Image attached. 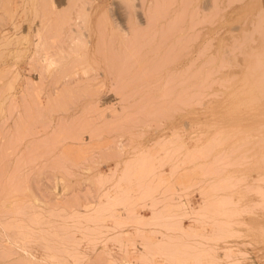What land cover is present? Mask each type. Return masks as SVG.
Wrapping results in <instances>:
<instances>
[{
    "label": "rangeland",
    "instance_id": "374dc122",
    "mask_svg": "<svg viewBox=\"0 0 264 264\" xmlns=\"http://www.w3.org/2000/svg\"><path fill=\"white\" fill-rule=\"evenodd\" d=\"M129 1L0 0V264H264V0Z\"/></svg>",
    "mask_w": 264,
    "mask_h": 264
},
{
    "label": "bare ground",
    "instance_id": "6f19581e",
    "mask_svg": "<svg viewBox=\"0 0 264 264\" xmlns=\"http://www.w3.org/2000/svg\"><path fill=\"white\" fill-rule=\"evenodd\" d=\"M158 1H159V0H158ZM162 1H163V0H162ZM212 1H213V0H212ZM228 1H229V3L231 4L232 0H228ZM230 1H231V2H230ZM53 2H54V1H53ZM128 2L131 3V1H129V0H128ZM207 2L210 3V1H207ZM207 2H206V3H207ZM213 2L216 3L217 1L214 0ZM226 2H227V0H226ZM130 3H129V4H130ZM132 3H133V2H132ZM167 3L169 4L168 1H167ZM227 3H228V2H227ZM50 4H51V3H50ZM134 4H135V3H134ZM134 4H133V5H134ZM165 4H166V2H165ZM216 4H218V3H216ZM216 4H215V5H216ZM221 4H222V3H221ZM121 5H122V4H121ZM133 5H132V6H133ZM208 5H209V4H208ZM208 5H206V7H207ZM210 6H214V3H213V5L210 4ZM51 7H52V6H51ZM215 7H216V8H215ZM46 8H47V7H46ZM208 8H210V7H208ZM213 8L215 9L214 11H213ZM217 8H218V5L212 7V9L210 8V9L214 12L213 15L216 14L215 12H217V14H218V10L222 9V8H220V9H217ZM30 9H31V8H30ZM43 9H44V8H43ZM47 9H48V8H47ZM159 9H160V7H159ZM192 9H193V8H192ZM224 9H226V8H224ZM34 10H35V9H34ZM115 10H116V9H115ZM185 10H186V7H185ZM187 10H188V9H187ZM31 11H32V10H31ZM45 11H46V10H45ZM121 11H122V10H121ZM164 11H165V10H164ZM220 11H222V10H220ZM158 12H159V11H158ZM162 12H163V11H162ZM183 13H184V11H183ZM156 15H157V14H156ZM220 15H221V14H220ZM113 16H114V15H113ZM118 16H119V14H118ZM136 16H137V15H136ZM215 16H216V15H215ZM217 16H218V15H217ZM83 17H85V16L83 15ZM119 17H120V16H119ZM157 17H158V16H157ZM162 17H163V16H162ZM211 17H212V15H211V16L209 15V19H210ZM85 18H86V17H85ZM136 18H137V17H136ZM138 18H139V17H138ZM159 18H160V16H159ZM159 18H158V20L161 19V18H160V19H159ZM202 18H203V17H202ZM204 18H205V17H204ZM206 18H207V16H206ZM206 18H205V19H206ZM221 18H222V17H221ZM221 18H220V19H221ZM114 19H115V18H114ZM154 19H155V18H154ZM156 19H157V18H156ZM205 19H204V21H202L203 19L201 20L202 23H203V22L205 23V21H206ZM207 19H208V18H207ZM213 19H214V17H213ZM116 20H118V19H116ZM158 20H157V21H158ZM210 20H211V19H210ZM177 21H178V20H177ZM201 21H200V24H201ZM211 21H212V20H211ZM114 22H115V21H114ZM173 22H174V21H173ZM215 22H216V21H215ZM257 22H258V21H257ZM116 23H117V22H115V24H116ZM118 23H119V22H118ZM118 23H117V24H118ZM121 23H122V22H121ZM171 23H172V22H171ZM171 23H170V24H171ZM253 23H254V21H253ZM119 24H120V23H119ZM257 24H258V26H257ZM257 24H256V29L254 30V33H255L256 30L259 28V23H257ZM121 25H122V24H121ZM171 26H172V25H171ZM117 27H119V25H117ZM117 27H116V28H117ZM257 27H258V28H257ZM121 28H124V26L121 27ZM126 28H127V27H126ZM131 28H132V27H131ZM169 28H170V27H169ZM171 28H172V27H171ZM171 28H170V29H171ZM121 30H122V29H121ZM124 30H126V29L124 28ZM127 30H128V29H127ZM40 31H41V30H40ZM122 31H123V30H122ZM128 31H129V30H128ZM170 31H172V30H170ZM170 31H169V33H170ZM257 31H258V30H257ZM41 32H42V31H41ZM252 32H253V30H252ZM83 33H84V32H83ZM167 33H168V32H167ZM171 33H172V32H171ZM171 33H170V35H171ZM247 33H248V32H247ZM249 33H251V32H249ZM39 34H41V33H39ZM252 34H253V33H252ZM81 35H82V34H81ZM85 35H87V34H85ZM89 35H91V34H89ZM165 35H166V34H165ZM170 35L167 34V35H166V39H167L168 37L170 38ZM254 35H255V34H253L252 36L254 37ZM41 36H42V35H41ZM83 36H84V35H83ZM252 36H251V37L249 36V40H252V39H253V41H256V40H254V38H253ZM245 37H247V36L245 35ZM164 38H165V37H164ZM169 38H168V39H169ZM234 38H235V37H234ZM242 38H244V37H242ZM247 38H248V37H247ZM81 39H82V38H81ZM81 39H80V42H81ZM85 39H86V38H85ZM170 39H172V38H170ZM82 40H83V39H82ZM104 40H105V39H104ZM237 40H238V39H237ZM235 41H236V40H235ZM29 42H30V41H29ZM39 42H40L39 45L41 46V42H42V41H39ZM245 42H247V41H245ZM256 42H257V41H256ZM43 43H44V42H43ZM76 43H77V42H76ZM76 43H75V45H76ZM86 43H88V42L86 41ZM89 43H90V42H89ZM89 43H88V44H89ZM240 43H244V42H240ZM240 43H239V45H241ZM29 45H30V44H29ZM36 45H37V44H36ZM34 46H35V45H34ZM86 46H87V45H86ZM210 46H213V45L210 44ZM210 46H209V47H210ZM242 46H244V45H242ZM43 47H44V46H43ZM80 47H81V46H80ZM40 48H41V47H40ZM40 48H39V49H40ZM75 48H76V47H75ZM77 48H78V45H77ZM252 48H253V47H252ZM255 48H256V47H255ZM35 49H38L37 46H36ZM70 49H72V48H70ZM78 49H80V48H78ZM239 49H240V48H239ZM253 49H254V48H253ZM257 49H258V48H257ZM73 50L75 51V49H73ZM73 50H72V52H73ZM82 50H83V49H81L80 51H82ZM89 50H90V47H89ZM96 50L98 51V49H96ZM208 50H210V49L208 48ZM67 51H69V50H67ZM254 51H255V50H254ZM260 51H261V50H260ZM260 51H259V52H260ZM47 52H48V51L45 52V55H46V54H49V53H47ZM76 52H77V51H76ZM259 52H258V54H260ZM36 53H37V52H36ZM52 53H53V52H52ZM70 53H71V52H70ZM70 53H69V57L72 56V55H70ZM92 53H93V52H92ZM50 54H51V53H50ZM71 54H73V53H71ZM256 54H257V52H256ZM256 54H254V56H255ZM261 54H262V53H261ZM261 54H260V55H261ZM66 55H67V53L65 54V57H67ZM43 56H44V55H43ZM54 56H55V58H56V55H54V54H53V56H51V57H50V56H49V57H46V58H45V59H46V63L49 62L51 66H52V64H56V66H57L58 62L56 61L57 59H55ZM251 56H252V55H251ZM261 56H262V55H261ZM261 56H260V57H261ZM263 56H264V55H263ZM44 57H45V56H44ZM257 57H258V55H257ZM260 57H258V58H260ZM90 58H91V57H90ZM258 58H257V60H258ZM42 59H44V58L42 57ZM255 59H256V58H255ZM261 59H262V58H261ZM251 60H252V59H251ZM58 61H59V60H58ZM86 61H88V60H86ZM220 61H221V58H220ZM255 61H256V60H255ZM258 61H260V60H258ZM41 62H42V61H41ZM44 62H45V61H44ZM263 62H264V61H263ZM85 63H87V62H85ZM92 63H93V62H92ZM257 63H258V62H257ZM47 64H48V63H47ZM87 64H88V63H87ZM89 64H90V63H89ZM238 64H239V63H238ZM48 65H49V64H48ZM50 65H49V66H50ZM84 65H85V64H84ZM84 65H83L82 67H84ZM242 65H244V64H242ZM257 65H258V64H257ZM257 65L255 64V67H254L255 70H256L257 68H259ZM42 66H43V65H42ZM49 66H48V67H49ZM51 66H50V67H51ZM54 66H55V65H54ZM56 66H55V68H56ZM87 66H89V65H87ZM217 66H218V65H217ZM244 66H245V65H244ZM244 66H242V67H244ZM250 66H251V65H250ZM250 66H249V67H250ZM40 67H41V65H40ZM46 67H47V66H46ZM247 67H248V65H247ZM251 67H252V66H251ZM256 67H257V68H256ZM53 68H54V67H53ZM55 68H54V69H55ZM80 68H81V67H80ZM48 69H49V68H48ZM81 69H82V68H81ZM88 69L90 70V67H89ZM259 69H260V68H259ZM52 70H53V69H52ZM82 70H83V69H82ZM82 70H81V71H82ZM41 71H42V68H41ZM47 71H48V70H47ZM47 71H46V72H47ZM75 71H78V70H75ZM85 71L87 72L86 69H85ZM263 71H264V69H263ZM88 72H89V71H88ZM256 72H257V70H256ZM256 72L254 71V73H256ZM51 73H52V72H51ZM76 73H77V72H76ZM49 74H50V73H49ZM86 74H87V73H86ZM235 75H236V74H235ZM235 75H234V76H235ZM236 76H238V75H236ZM244 76H245V75H244ZM241 80H242V78H241ZM261 80H262V79H261ZM247 81H248V80L246 79V82H245V83H247ZM242 82H244V81H242ZM242 82H241V83H242ZM263 82H264V81H263ZM259 83H261V82L259 81ZM256 84H258L257 81H256ZM244 85H245V84H244ZM247 85H248V84H247ZM252 85H253V84H252ZM245 87H246V86H245ZM261 87L264 89L263 86H261ZM246 90H247V89H246ZM249 90H250V89H249ZM249 90L247 91V94L250 92ZM261 92H262V91H261ZM263 93H264V91H263ZM247 94H245V95H247ZM258 98H259V97H258ZM258 98L256 97V98H252V99H253V100L255 99L254 101H257ZM263 98H264V97H263ZM259 99H261V98H259ZM259 99H258V100H259ZM238 101H239V100H238ZM259 101H260V100H259ZM251 102H252V101H251ZM251 102H249V103H251ZM238 104H239V103H238ZM250 107H251V106H250ZM254 107H255V106H254ZM248 108H249V106H248ZM252 109H253V108H252ZM252 109H251V110H252ZM255 109H256V108H255ZM257 111H258V108H257ZM254 113H255V112H254ZM255 124H256V123H255ZM253 130H254V129H253ZM250 131H251V130H250ZM242 132H244V131H242ZM238 134H241V133L239 132ZM251 136H252V135H251ZM242 137H244V136H241V138H242ZM244 138H245V137H244ZM242 139H243V138H242ZM166 187H167V186H166ZM169 187H170V186H169ZM165 191H166V190H165ZM169 195H170V194H169ZM172 196H173V195H172ZM177 198H178V197H177ZM223 202H224V201H223ZM228 202H229V201H228ZM225 204H226V203H225ZM225 204H224V205H225ZM51 255H52V254H51ZM52 257L54 258L55 256L53 255ZM50 258H51V257H50ZM54 259H55V258H54ZM24 263H26V262H24ZM21 264H22V262H21ZM52 264H53V263H52Z\"/></svg>",
    "mask_w": 264,
    "mask_h": 264
}]
</instances>
